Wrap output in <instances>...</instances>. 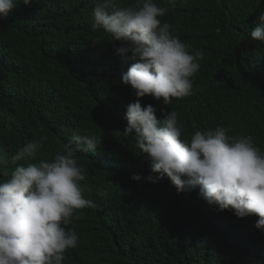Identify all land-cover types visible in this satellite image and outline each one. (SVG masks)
I'll use <instances>...</instances> for the list:
<instances>
[{
	"label": "trees",
	"instance_id": "trees-1",
	"mask_svg": "<svg viewBox=\"0 0 264 264\" xmlns=\"http://www.w3.org/2000/svg\"><path fill=\"white\" fill-rule=\"evenodd\" d=\"M98 2L32 0L0 19V161L10 170L26 163L13 164L11 156L41 136L48 139L38 159L54 158L76 134L102 138L96 151L75 153L86 171L84 196L95 207L69 226L80 239L63 264H264L259 217L218 212L198 197L199 188L180 193L167 177L131 178L153 175L123 133L127 106L137 100L122 82L133 61L116 51L119 41L92 30ZM130 2L114 0L116 8ZM155 2L168 8L162 23L204 58L191 95L170 105L145 96L142 107L151 104L158 120L176 111L182 139L223 126L231 136L250 135L264 153V43L250 36L264 0ZM103 188L109 195L101 198Z\"/></svg>",
	"mask_w": 264,
	"mask_h": 264
},
{
	"label": "clouds",
	"instance_id": "clouds-1",
	"mask_svg": "<svg viewBox=\"0 0 264 264\" xmlns=\"http://www.w3.org/2000/svg\"><path fill=\"white\" fill-rule=\"evenodd\" d=\"M187 2L167 0L173 6ZM20 3L30 5L32 0H0V19ZM167 12L155 0H131L124 8H116L114 0H100L93 9L92 30L102 29L111 41H119L116 51L133 61L122 82L131 86L137 100L127 106L123 133L133 137L153 175L131 178L157 183L167 177L180 193L199 188L198 197L218 212L259 217L255 227L264 232V153L253 138L231 136V128L218 126L182 139L184 128L176 111L158 120L151 104L142 107L145 96L170 105L191 95L192 78L204 58L202 50L189 51L171 24L162 23ZM250 36L264 43V12ZM47 139L41 136L17 150L12 163H26L14 170L0 161V177L6 178L0 180V264H63L66 251L80 239L69 226L83 217V209L95 207L84 196L89 191L81 184L86 171L75 153L82 146L96 151L102 138L76 134L54 158L38 159ZM96 194L104 198L109 192L103 188Z\"/></svg>",
	"mask_w": 264,
	"mask_h": 264
}]
</instances>
